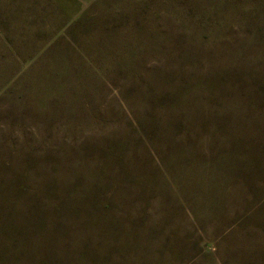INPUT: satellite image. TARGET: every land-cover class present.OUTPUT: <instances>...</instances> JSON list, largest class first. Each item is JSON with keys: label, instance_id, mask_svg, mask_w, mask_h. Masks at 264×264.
Instances as JSON below:
<instances>
[{"label": "rangeland", "instance_id": "374dc122", "mask_svg": "<svg viewBox=\"0 0 264 264\" xmlns=\"http://www.w3.org/2000/svg\"><path fill=\"white\" fill-rule=\"evenodd\" d=\"M0 264H264V0H0Z\"/></svg>", "mask_w": 264, "mask_h": 264}]
</instances>
